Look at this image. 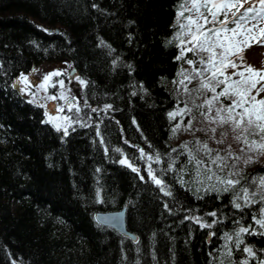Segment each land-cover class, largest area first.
<instances>
[{
  "label": "trees",
  "instance_id": "obj_1",
  "mask_svg": "<svg viewBox=\"0 0 264 264\" xmlns=\"http://www.w3.org/2000/svg\"><path fill=\"white\" fill-rule=\"evenodd\" d=\"M181 1L0 0V264H234L237 251L249 264L264 259L259 204L236 208L233 190L196 189L169 139ZM51 61L85 81L67 135L15 86ZM122 206L136 241L93 219ZM241 227L242 243L217 262L225 233L237 241Z\"/></svg>",
  "mask_w": 264,
  "mask_h": 264
},
{
  "label": "rangeland",
  "instance_id": "obj_2",
  "mask_svg": "<svg viewBox=\"0 0 264 264\" xmlns=\"http://www.w3.org/2000/svg\"><path fill=\"white\" fill-rule=\"evenodd\" d=\"M255 2L256 0H247V2H245V0H240L244 8L251 6V4ZM181 5H183V8H181ZM191 8V0H182L178 5L174 19L175 27L173 39L179 43L180 56L181 49L184 48L185 51L183 58L180 60V65L173 84L174 94L178 103L170 113L179 114L175 115L174 118L169 117L172 121L169 139L172 145L179 146L184 154H186V157H188L184 170L187 172V177H190L192 185L196 189L224 191L227 185L221 183L222 180H238L239 183L229 189L234 192L233 198L238 203H246L243 189H247V198L259 204L258 216L255 217V219H260V210L264 208V200H261V196H264V187H261L259 178L264 177V173L259 172V168L264 166V153L248 151L247 145H245L242 140L238 141L235 138L239 132L233 130L231 123H220V119L217 116V109L226 108L231 103V100L236 97L230 95L229 97H219V99L214 100L213 97L224 90L225 86L218 83V81L223 80L224 77L218 76L216 79H211L212 73L210 71H205L208 67L206 63L209 57L208 52L199 49L195 52L187 51V48L192 46L189 43L191 34L187 18L191 16L193 19H196L198 16L196 11L186 10ZM242 10L243 9H241V11ZM200 11L204 15H208L206 10L201 9ZM178 13H182V15L178 16ZM228 15L231 19V12H229ZM223 18V15L218 17L220 20ZM208 19L209 24L205 25V28H219L218 23L213 24L211 22V16H208ZM197 22L201 24L204 23L203 20H198ZM251 23L255 22L252 21L250 24ZM181 25L185 27L181 29ZM233 26L234 25L229 24V27ZM260 28H264V19L259 21L258 27L255 30L257 36L260 35ZM191 31H195L194 25L191 26ZM178 36L179 39H177ZM181 40L184 41L183 44H181ZM216 51L219 52L221 49H216ZM188 60H193V63H187ZM201 60H204L205 63H200ZM239 62L240 61L237 60V63ZM243 63L257 70H264V45L252 43L251 47L245 48L243 51ZM70 69L71 68L63 61L44 62L39 66H35L32 72L28 73V71L23 74L28 77V85L20 82V77L15 82L18 92L24 99L39 104L43 109L46 103L51 100L49 99L50 96L57 97L54 106L55 112L53 114L45 113L44 119L56 129L58 125L61 131H65L74 123L80 112L79 90L81 83L77 75L72 79L68 77ZM242 70V68L233 69L229 67L223 71L224 75L235 80L239 79V77L233 76V72ZM182 72L183 74H181ZM197 72H199L200 75H197ZM52 73H59V75H51ZM45 75L50 76V79L46 89H41L38 85L43 82V77ZM185 77H188V79H185ZM253 79L257 81L256 88L252 91V94L255 95L258 90L264 88V80H259L258 77H254ZM181 81H183V83H181ZM201 82L208 83L210 87H214L215 92L202 88ZM74 86L77 87L76 92L72 90ZM21 89H23V91H21ZM76 94L79 95V97L75 98L73 102H68L69 98L76 96ZM257 99H264V91L259 92ZM205 101H212V103L206 104ZM180 110L184 111L181 112ZM240 111L241 109H236V112ZM220 115L227 117L229 114L224 111L221 112ZM65 117L68 119L65 120ZM189 122L191 123L189 124ZM177 125H179V128H177ZM173 129H176V131L173 132ZM213 129L215 131H213ZM248 139L249 141H259L260 136L250 132L248 134ZM218 141H222V143ZM204 144H207L211 152H205L202 149V145ZM189 153H191V157ZM229 153H231V155H229ZM218 156L223 159L213 163V160H216ZM249 157H251V160L245 163L246 160H249ZM153 161L156 162L154 158L150 156L145 157L147 175L149 166ZM197 161H201V163L198 164ZM148 177L151 179L149 175ZM255 219L254 224H256ZM256 225L264 234V227L258 224ZM236 248V240L229 241V239L224 238L219 248L216 249L214 258L217 262H222L226 260L228 255L232 254L233 250ZM235 260L236 262L234 264H242V262L248 259L244 257L242 251H237ZM261 262H264V259L253 264H261ZM247 264H249L248 261Z\"/></svg>",
  "mask_w": 264,
  "mask_h": 264
},
{
  "label": "snow or ice",
  "instance_id": "obj_3",
  "mask_svg": "<svg viewBox=\"0 0 264 264\" xmlns=\"http://www.w3.org/2000/svg\"><path fill=\"white\" fill-rule=\"evenodd\" d=\"M247 2V0H245ZM192 8L186 9L187 11H196L198 16L196 19H193L189 16L188 25L189 31L191 34V40L189 43L192 45L187 48L189 52H195L197 49L209 53L207 60L208 67L205 71H210L212 73L211 79H216L218 76H223V80H219V84H223L224 90L218 93L217 96H214L213 99H219V97H229L235 96L236 98L231 100V103L224 109H217V116L220 119V123H231L233 130L238 131L239 134L235 137L238 141L242 140L245 145H247L248 151H254L258 153H264V99H257L260 91H264V88H261L256 92L255 95L252 94L253 89L256 88L257 81L254 80V77H258L259 80H264V70H257L250 65H245L243 63V51L245 48L251 47L252 43L264 45V28L259 29L260 35L257 36L255 30L258 27L259 21L264 19V0H256L255 3H252L251 6L244 8L243 4L240 3V0H191ZM183 8V5H181ZM201 9L206 10L208 15L201 13ZM241 9H243L241 11ZM229 12H231V19L229 18ZM182 13H178V16ZM223 15V19H218L219 16ZM208 16H211V22L213 24H219L217 27H208L205 28V25L209 24ZM198 20H203L204 23H198ZM254 21L255 23H251ZM229 24L234 25L229 27ZM195 26V31H191V26ZM181 29L185 26L181 25ZM179 39V36L177 37ZM171 43V41L169 42ZM184 41L181 40V44ZM216 49H221L217 52ZM185 49H181V56H178L177 59H182ZM234 57V58H232ZM237 60L240 62L237 63ZM187 63L192 64L193 60H188ZM200 63L204 64L205 61L201 60ZM238 69L242 68V71L233 72V76L239 77V79L233 80L231 77L224 75V69L226 68ZM183 74V72L181 73ZM247 74V75H246ZM51 75H59V73H52ZM197 75H200L197 72ZM50 76L45 75L43 77V82L38 85L41 89H46ZM188 79V77H185ZM20 82L25 85L29 84L28 77L21 74L19 78ZM230 81V83H229ZM62 83V82H61ZM81 84H84L85 81L81 80ZM183 83V81H181ZM201 87L209 89L212 92H215L214 87H210L208 83L201 82ZM23 91V89H21ZM49 99L55 100L57 97L50 96ZM206 104H211L212 101H205ZM110 107V106H105ZM236 109H241L240 112H236ZM96 111V109H93ZM183 112L184 110H180ZM226 111L229 115L224 117L220 115L221 112ZM179 113H169L170 118H174L175 115ZM235 114V115H233ZM238 117V118H237ZM65 120L68 118L65 117ZM191 122H189L190 124ZM179 128V125H177ZM57 130L59 126L57 125ZM176 129H173L175 132ZM213 131H215L213 129ZM252 133L254 135H259L260 140H251L248 139V134ZM67 135V131H65ZM222 143V141H218ZM202 149L205 152H211V149L208 148L207 144L202 145ZM119 151V149H117ZM175 151V149L173 150ZM191 157V153H189ZM231 155V153H229ZM223 158L217 157L216 160H213V163H216L217 160ZM251 160H246L245 163H248ZM121 164H128L127 160H121ZM201 163V161H197ZM129 167H132L131 164H128ZM132 171L136 172L138 169L132 168ZM148 175L151 179L157 184L161 185L162 181L157 179L151 168L148 170ZM143 179V177H141ZM219 179V178H218ZM227 185L224 188V191H229L230 187L239 183V181H234L228 179L226 181H221ZM259 183L261 187H264V177L259 178ZM163 191V188L161 189ZM245 192L246 203H253L247 198V189H243ZM165 195H170V193L165 192ZM254 195V194H253ZM261 200H264V196H261ZM234 207L240 208L241 205L233 201ZM210 215H215V213H210ZM260 219H255V223L264 227V208L260 210ZM205 227L206 225H201ZM249 232V228L241 227L236 233L237 236V246H239L242 241L239 239L241 233ZM226 239H232L227 233H225ZM244 251L249 254V256L254 255L251 248H244ZM242 264H247V261L242 262ZM264 264V262H261Z\"/></svg>",
  "mask_w": 264,
  "mask_h": 264
},
{
  "label": "water",
  "instance_id": "obj_4",
  "mask_svg": "<svg viewBox=\"0 0 264 264\" xmlns=\"http://www.w3.org/2000/svg\"><path fill=\"white\" fill-rule=\"evenodd\" d=\"M55 31L57 32V30ZM34 69L35 67L32 66L28 73L32 72ZM75 75L76 70L74 67H72L68 72V77L72 79ZM54 106L55 100L48 101L45 105L44 112L47 114H53L55 112ZM93 219L97 224L108 227L116 231L121 236L130 239L131 241H136V236L133 233L129 232L125 226V206H122L117 210H97L93 213Z\"/></svg>",
  "mask_w": 264,
  "mask_h": 264
},
{
  "label": "flooded vegetation",
  "instance_id": "obj_5",
  "mask_svg": "<svg viewBox=\"0 0 264 264\" xmlns=\"http://www.w3.org/2000/svg\"><path fill=\"white\" fill-rule=\"evenodd\" d=\"M72 90L76 92L77 87L76 86L72 87ZM78 97H79V95L76 94V96L70 97L68 102H73L75 100V98H78ZM55 103H56V100H55Z\"/></svg>",
  "mask_w": 264,
  "mask_h": 264
},
{
  "label": "bare ground",
  "instance_id": "obj_6",
  "mask_svg": "<svg viewBox=\"0 0 264 264\" xmlns=\"http://www.w3.org/2000/svg\"><path fill=\"white\" fill-rule=\"evenodd\" d=\"M130 232V231H129ZM132 233V232H131Z\"/></svg>",
  "mask_w": 264,
  "mask_h": 264
}]
</instances>
